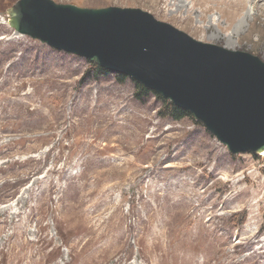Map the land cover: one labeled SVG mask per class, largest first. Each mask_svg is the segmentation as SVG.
<instances>
[{"label": "rangeland", "instance_id": "374dc122", "mask_svg": "<svg viewBox=\"0 0 264 264\" xmlns=\"http://www.w3.org/2000/svg\"><path fill=\"white\" fill-rule=\"evenodd\" d=\"M0 0V264H264V151L232 155L132 79L9 25ZM141 8L264 60V0H53ZM204 7L211 10L204 11Z\"/></svg>", "mask_w": 264, "mask_h": 264}, {"label": "water", "instance_id": "95a60500", "mask_svg": "<svg viewBox=\"0 0 264 264\" xmlns=\"http://www.w3.org/2000/svg\"><path fill=\"white\" fill-rule=\"evenodd\" d=\"M8 23L55 49L138 81L191 113L232 155L264 151V60L194 39L136 7L17 0Z\"/></svg>", "mask_w": 264, "mask_h": 264}, {"label": "trees", "instance_id": "16d2710c", "mask_svg": "<svg viewBox=\"0 0 264 264\" xmlns=\"http://www.w3.org/2000/svg\"><path fill=\"white\" fill-rule=\"evenodd\" d=\"M91 66L95 67V69L99 72V73H103V74H114L115 77L119 78L120 81L124 80L125 78H127L126 75L124 74H117L114 73L112 71H109L105 68H102L98 65H96L95 63H92L90 61H87ZM132 83L134 86V97L137 100H144L145 96H147V94L151 93L152 95H154L155 98L159 99L160 102H162L163 109H164V115L168 116L169 118L173 119V120H180L183 118H189L191 120H193L196 124H199L198 122H196L191 113L188 112L187 110L180 108L176 105H174L172 102L162 98L159 94H157L156 92L146 88L143 84L139 83L138 81H135L132 79ZM208 132V131H207ZM252 154V156H255V154L253 153H249Z\"/></svg>", "mask_w": 264, "mask_h": 264}, {"label": "bare ground", "instance_id": "6f19581e", "mask_svg": "<svg viewBox=\"0 0 264 264\" xmlns=\"http://www.w3.org/2000/svg\"><path fill=\"white\" fill-rule=\"evenodd\" d=\"M208 1H212V0H208ZM221 1L231 11V14H232L231 17L237 16L243 7V4L241 3L242 0H221ZM203 10L204 11L202 12H205V11L211 10V8L204 7Z\"/></svg>", "mask_w": 264, "mask_h": 264}]
</instances>
